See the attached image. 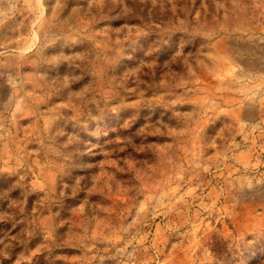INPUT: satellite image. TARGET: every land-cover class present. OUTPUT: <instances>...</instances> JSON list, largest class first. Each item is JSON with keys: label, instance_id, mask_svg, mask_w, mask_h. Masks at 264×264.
Returning a JSON list of instances; mask_svg holds the SVG:
<instances>
[{"label": "rangeland", "instance_id": "obj_1", "mask_svg": "<svg viewBox=\"0 0 264 264\" xmlns=\"http://www.w3.org/2000/svg\"><path fill=\"white\" fill-rule=\"evenodd\" d=\"M0 264H264V0H0Z\"/></svg>", "mask_w": 264, "mask_h": 264}]
</instances>
